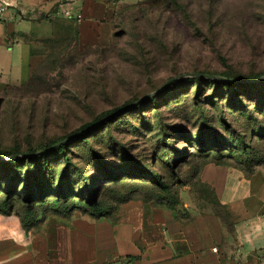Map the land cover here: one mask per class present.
Returning <instances> with one entry per match:
<instances>
[{"label": "rangeland", "instance_id": "374dc122", "mask_svg": "<svg viewBox=\"0 0 264 264\" xmlns=\"http://www.w3.org/2000/svg\"><path fill=\"white\" fill-rule=\"evenodd\" d=\"M178 2L118 3L105 46L78 48L74 23L52 9L24 23V36L9 37L26 44L0 47V206L9 208L2 223L28 233L27 214L37 223L57 214L82 226L114 220L134 200L228 221L202 168L264 177V0ZM28 46L35 56L23 81ZM135 102L70 143L68 163L56 153L47 166L22 155Z\"/></svg>", "mask_w": 264, "mask_h": 264}, {"label": "crops", "instance_id": "0c3cea01", "mask_svg": "<svg viewBox=\"0 0 264 264\" xmlns=\"http://www.w3.org/2000/svg\"><path fill=\"white\" fill-rule=\"evenodd\" d=\"M143 1L150 0H0V47L25 43L16 37L12 43L9 37L26 32L24 23L54 8L58 14H80L78 48L105 46L112 40L117 4ZM28 50L23 81L30 76L29 63L35 56L29 46ZM200 177L228 221L199 209L183 218L139 200L121 204L114 220L102 218L82 226L71 217L48 214L25 233L0 219V264H264L263 175L210 163Z\"/></svg>", "mask_w": 264, "mask_h": 264}, {"label": "trees", "instance_id": "16d2710c", "mask_svg": "<svg viewBox=\"0 0 264 264\" xmlns=\"http://www.w3.org/2000/svg\"><path fill=\"white\" fill-rule=\"evenodd\" d=\"M163 4L164 5L171 4V5L175 6V7H179L180 6L178 0H163ZM56 11H57V9L54 8V12H56ZM68 19H69L70 22L74 23V27L75 28H73V32H74L75 39H76V43H77V40H78V31H77V27H76V20L77 19H75V18H68ZM113 26H114V24L112 23V28H113ZM20 35L21 36H24L23 33H21ZM112 36L114 37V33L113 32H112ZM31 54L34 55L33 53H31ZM209 79L212 80V78H209ZM219 81L220 82H223V83H227V84H231V83L234 82V81H224V80H219ZM30 82H31V78H30V80H29V82H28L27 85H29ZM147 100H153V97H149V98H147ZM140 104H141V102L139 104L135 105V106H132V107H128V105H131V103L130 104L123 105V106H120L118 108H115L111 113L106 114L104 117H107L108 115L117 112L119 109H121L123 107L125 108L123 110V113H125L126 111H130V110H133V109H137ZM117 114L118 115H121L119 113H117ZM104 117H102V118H104ZM102 118H97L96 120H93L89 124H85V125L81 126V128L78 131L83 130V132L81 134H79L78 136L70 139V140H67L65 142H62L63 140H65L66 138H68L69 136L73 135L74 133H76L78 131L70 134L69 136H66V137L62 138L61 141H59V142H53L52 144L47 145V146H45V147H43L41 149H38V150H27V152H29L31 154L30 155H25V156H29L31 158V160L34 163H36V164L42 163L43 166H47L49 164L48 155L49 154H52V153H56V155L58 157H63V160H64L65 163H68L69 162V157L67 156L66 151H67V148L69 147L70 143L79 141L80 139H85L88 135H90L92 132H94L97 128H99L100 126L106 124L107 122H109V121H111L113 119V118L109 117V118L103 120L102 122L98 123L96 126H93L90 129H86L88 126H90L91 124H94V123L98 122ZM151 176H153L157 180V183L158 184H160L161 186L163 185V183L161 182V179H160V177H158V175H155L154 173H151ZM212 193L214 195L213 190H212ZM37 195H38V193H37ZM142 202L149 203L147 201H142ZM7 210H9V208H2L0 206V212H2V213L3 212H7ZM27 215L28 216H26V219L22 223V227L24 229H28V228L32 227L33 225H36L37 224V221L36 220H33V218H30L29 214H27Z\"/></svg>", "mask_w": 264, "mask_h": 264}, {"label": "water", "instance_id": "95a60500", "mask_svg": "<svg viewBox=\"0 0 264 264\" xmlns=\"http://www.w3.org/2000/svg\"><path fill=\"white\" fill-rule=\"evenodd\" d=\"M193 75H202V76H204V77L212 78V79H217V80L235 81V79H232V78H225V77L216 76V75H203V74H193ZM170 81H171V80L167 81L166 84H168ZM166 84L163 86V88L166 87ZM158 91H159V90H158ZM137 102H138V101H137ZM137 102H135V103H133V104H131V105H128V107H132V106L136 105ZM124 109H125L124 107L121 108V109H119L117 112H115V113H113V114H110V115H108L107 117H104V118L100 119L98 122H96V123H94V124H91V125L88 126L86 129H90V128H92L93 126H96L98 123L102 122L103 120H105V119H107V118H109V117H112V116L116 115V114L119 113V112H122ZM82 132H83V130L78 131V132L74 133L73 135L69 136L68 138H66L65 140H63L62 142H65V141H67V140H70V139H72V138L78 136V135L81 134ZM41 151H42V150H41ZM30 154H31V153L27 152V153H23L22 155L24 156V155H30Z\"/></svg>", "mask_w": 264, "mask_h": 264}, {"label": "built area", "instance_id": "2783aa9c", "mask_svg": "<svg viewBox=\"0 0 264 264\" xmlns=\"http://www.w3.org/2000/svg\"><path fill=\"white\" fill-rule=\"evenodd\" d=\"M109 2H116L117 0H108ZM64 15L67 16L68 18H75V19H79L81 16L80 14H76L75 16H73V14H71L69 11H64ZM214 251H216V248H213Z\"/></svg>", "mask_w": 264, "mask_h": 264}]
</instances>
